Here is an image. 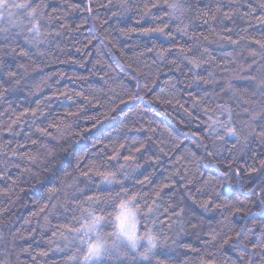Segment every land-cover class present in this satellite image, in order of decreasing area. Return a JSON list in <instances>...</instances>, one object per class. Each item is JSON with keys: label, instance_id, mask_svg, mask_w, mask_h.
Wrapping results in <instances>:
<instances>
[{"label": "clouds", "instance_id": "9594fccd", "mask_svg": "<svg viewBox=\"0 0 264 264\" xmlns=\"http://www.w3.org/2000/svg\"><path fill=\"white\" fill-rule=\"evenodd\" d=\"M0 264H264V0H0Z\"/></svg>", "mask_w": 264, "mask_h": 264}]
</instances>
